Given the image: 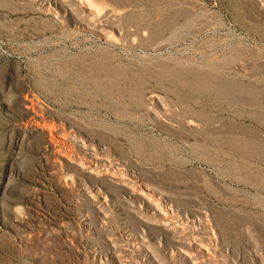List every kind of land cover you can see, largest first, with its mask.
<instances>
[{
    "label": "rangeland",
    "instance_id": "374dc122",
    "mask_svg": "<svg viewBox=\"0 0 264 264\" xmlns=\"http://www.w3.org/2000/svg\"><path fill=\"white\" fill-rule=\"evenodd\" d=\"M263 144L264 0H0V264H264Z\"/></svg>",
    "mask_w": 264,
    "mask_h": 264
},
{
    "label": "bare ground",
    "instance_id": "6f19581e",
    "mask_svg": "<svg viewBox=\"0 0 264 264\" xmlns=\"http://www.w3.org/2000/svg\"><path fill=\"white\" fill-rule=\"evenodd\" d=\"M188 13V12H187ZM231 123V122H230ZM239 123V122H238ZM241 123V122H240ZM242 124V123H241ZM234 125H236V122H235V124ZM245 125V124H244ZM253 125V124H252ZM242 126H243V124H242ZM247 126H248V124H247ZM236 127V126H235ZM249 127V126H248ZM254 127L255 126H253V129H254ZM231 128V127H230ZM259 128V127H258ZM257 129V128H256ZM259 132V131H258ZM257 132V134H259ZM230 133H234L233 134V136H232V138H229V137H231V136H229L228 138V140H231L232 141V139H234L235 141V143H241V145L243 144V145H245V144H247L248 145V147H249V144H252V143H254V142H257V138H256V134H255V132L251 129V128H244V126L243 127H241V125H240V127L238 126V127H236V128H233L232 129V131L230 132ZM261 133V132H260ZM228 135H229V133H228ZM257 137H258V135H257ZM226 138V137H225ZM259 138V137H258ZM259 141V140H258ZM262 141L263 140H261V143H262ZM232 143V142H231ZM237 143V144H238ZM260 143V142H259ZM258 143V144H259ZM236 145V144H235ZM240 145V144H239ZM254 145V144H253ZM264 145V144H263ZM237 146V145H236ZM257 147V145H254V147ZM246 147V146H245ZM253 146H250V148H252ZM259 147V146H258ZM257 147V148H258ZM179 163V162H178ZM180 164H182V162L180 163ZM180 166V165H179ZM184 166V165H183ZM180 168V167H179ZM178 168V169H179ZM182 168V167H181ZM176 170H177V168H176ZM182 170V169H181ZM183 171H185V170H183ZM196 242V241H195ZM205 247V246H204ZM194 252V251H193ZM189 255H191L190 253H188ZM194 254V253H193Z\"/></svg>",
    "mask_w": 264,
    "mask_h": 264
}]
</instances>
